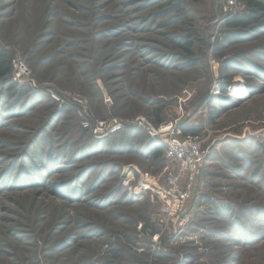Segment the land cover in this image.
Wrapping results in <instances>:
<instances>
[{
    "label": "rangeland",
    "instance_id": "rangeland-1",
    "mask_svg": "<svg viewBox=\"0 0 264 264\" xmlns=\"http://www.w3.org/2000/svg\"><path fill=\"white\" fill-rule=\"evenodd\" d=\"M247 1L0 0V264H264V0L227 23ZM167 128L203 153L172 215Z\"/></svg>",
    "mask_w": 264,
    "mask_h": 264
},
{
    "label": "built area",
    "instance_id": "built-area-1",
    "mask_svg": "<svg viewBox=\"0 0 264 264\" xmlns=\"http://www.w3.org/2000/svg\"><path fill=\"white\" fill-rule=\"evenodd\" d=\"M18 68L19 70L22 69L21 66ZM19 72L21 73V71ZM113 124V128L117 129L119 126L117 122L115 121ZM166 131L168 133L166 132L165 136H162L164 153L167 158L175 160L178 165V172L167 176L168 184L171 186L170 190H162L165 197L171 196L170 199L165 198L163 211L167 215H172L177 206L187 197V189L201 164L203 153L197 135L181 132L180 129L170 130L169 128ZM182 174H185L187 189L179 188L178 186V181H180Z\"/></svg>",
    "mask_w": 264,
    "mask_h": 264
},
{
    "label": "trees",
    "instance_id": "trees-1",
    "mask_svg": "<svg viewBox=\"0 0 264 264\" xmlns=\"http://www.w3.org/2000/svg\"><path fill=\"white\" fill-rule=\"evenodd\" d=\"M260 0H248L247 2L253 6V8L251 9V14L247 15V16H242V17H233L231 18L227 23L229 26L233 27V26H243V25H247V23H249L250 20H256L258 19V15L259 12L257 9H255L256 7H258V3ZM235 37V33H232ZM231 36V35H230ZM228 37V36H227ZM5 55L4 52H0V74L1 75H7L11 72L12 70V65H11V57L4 60L2 59V56ZM186 132V131H184ZM161 146H163L162 144H159L156 146L155 150H154V155L158 156L160 155L162 152L164 153V148L162 149Z\"/></svg>",
    "mask_w": 264,
    "mask_h": 264
},
{
    "label": "bare ground",
    "instance_id": "bare-ground-1",
    "mask_svg": "<svg viewBox=\"0 0 264 264\" xmlns=\"http://www.w3.org/2000/svg\"><path fill=\"white\" fill-rule=\"evenodd\" d=\"M233 90H236L237 91V93H239V94H241V95H244L245 94V92H244V90L242 89V88H237V87H235ZM167 129H169V128H167ZM167 129H165V130H167ZM146 181V183L148 184L149 183V181L147 180V179H145ZM144 184V181H140V182H138V188L139 189H142V188H144L143 185ZM145 186H147L146 184H145Z\"/></svg>",
    "mask_w": 264,
    "mask_h": 264
}]
</instances>
